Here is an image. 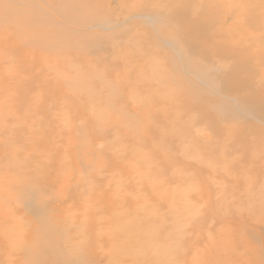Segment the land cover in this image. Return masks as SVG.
Returning a JSON list of instances; mask_svg holds the SVG:
<instances>
[{
    "label": "rangeland",
    "instance_id": "1",
    "mask_svg": "<svg viewBox=\"0 0 264 264\" xmlns=\"http://www.w3.org/2000/svg\"><path fill=\"white\" fill-rule=\"evenodd\" d=\"M59 1L0 0V264H23L24 250L37 258L42 229L69 264H264V141L216 125L250 124L262 135L264 121L220 89L219 60L200 62L203 75L189 70L158 30L155 0H136L143 9L133 12L132 0H74L69 13ZM216 1L213 30L236 39V26L256 20L244 42H264V0L252 11L251 0ZM94 5L102 8L91 15ZM31 26L60 42L38 45ZM136 40L217 109L176 114L163 90L144 93L158 83L126 71L136 47H123ZM148 218L154 232L169 229L165 243L111 252L107 224Z\"/></svg>",
    "mask_w": 264,
    "mask_h": 264
},
{
    "label": "bare ground",
    "instance_id": "2",
    "mask_svg": "<svg viewBox=\"0 0 264 264\" xmlns=\"http://www.w3.org/2000/svg\"><path fill=\"white\" fill-rule=\"evenodd\" d=\"M59 2L62 4L60 6V11L63 8H67L69 13L75 12V9H78L76 8V2L74 0H60ZM214 2L215 0H155L153 5L157 6L155 10L158 16H160L158 30L161 35H164L172 40L175 45L184 52L186 57V67L196 74L203 75V71L199 66L200 62H204L209 59V57L217 58L221 67L226 69L219 79L221 86L220 89L226 94L237 95L244 107L252 111L264 121V45L262 44L264 42H253L252 44L244 42V40H247L253 34V32L251 34L248 27L255 29L257 32L258 29H260V26L256 20L250 21L248 25H245V28L236 26L234 29L235 32L240 33L239 37L236 39H233L227 30H213V25H215L219 19V16L212 12L213 9L217 7V3H219V1ZM136 3V0H132V4L129 7H125V11L133 12L142 10V6H139V4ZM246 3L249 6V10L252 11L254 7L252 5L255 3V0L246 1ZM101 8V5H94L91 15H94V11ZM56 11L57 10L55 9L53 10V12ZM58 11L56 13H58ZM27 19L31 20V15L28 14ZM31 28L32 26L28 28L29 33L32 32V38L34 40L36 38L39 41L38 45H50L60 42V39L56 38V36L52 38L45 37L44 28H40L42 29L41 32L38 31V28L36 30H32ZM262 33L264 35V29ZM39 37L41 39H39ZM137 40H139L138 43L149 42L152 49L153 45L149 37H142V39ZM137 40L135 42L132 41V43L123 47V49H128L133 46L136 47L135 55L130 57V64L126 67V71L129 72L130 76L132 75V71L133 74L136 73V77H142L145 75L150 77L151 80H156L158 83L156 88H152L151 90L148 88L145 90L143 89L142 91L144 93L147 95H157L158 93H161V90H163V92H165L163 96L165 98V102L166 100L170 101L171 103H169V105H171V108L173 109L178 107L176 114L181 111H179L180 108H184L186 112L191 110H193V112H202L203 110H208L207 112H210V110L213 111L217 109L216 105L210 99H201L202 96L200 95V92H197L187 82L184 76L179 73L173 62L160 61L154 56H147L141 53L142 51L138 48L139 46L137 45ZM258 77L260 79L259 86L257 89H253L254 80ZM173 79H176L177 82H174ZM208 80L212 85H218L214 80ZM139 81L142 82L141 80ZM196 103L200 104L196 105ZM189 104H192L191 108L193 109L190 108ZM153 117L157 122L156 115L153 114ZM213 118H217V115L214 113ZM216 125L224 132L232 133L233 136L244 137L248 131L253 137H255L254 133H256L261 138L262 142L264 141V134L259 135V129L250 124H244L239 127V124L230 120L222 123L220 126L219 123L216 122ZM174 129L175 128H173V130ZM18 193L22 194L20 190H18ZM258 210L260 211V209ZM152 221V218L145 219L144 222L142 221L143 225H132L129 222V225H122L120 223L107 224L105 232H112L114 235V239L108 243L107 247L112 253H116V255L120 253L130 255L138 249L148 251L149 248H153V244H146L147 242H154L157 246L165 243L169 229L162 228L161 225L157 227L158 231H155V233L151 227ZM36 237L37 239L33 242V244L42 245V248L37 255L38 257L34 258L36 256L34 253L28 254L24 250V252L19 253L21 254L23 264H32L41 258H45L51 264L70 263H67V259H64L61 253L62 250H59L58 246H53V243L48 241V236L45 232H43V229L37 232ZM41 254H43V256ZM157 262H159L158 258L154 259L153 257H148V259H144L141 262L133 261V264H154ZM164 262H166L165 259ZM160 264H162V262Z\"/></svg>",
    "mask_w": 264,
    "mask_h": 264
}]
</instances>
